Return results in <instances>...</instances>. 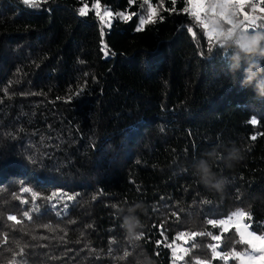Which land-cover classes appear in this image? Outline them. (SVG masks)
<instances>
[{"label": "trees", "instance_id": "1", "mask_svg": "<svg viewBox=\"0 0 264 264\" xmlns=\"http://www.w3.org/2000/svg\"><path fill=\"white\" fill-rule=\"evenodd\" d=\"M93 1L127 17L101 28L78 14ZM187 4L0 0V264H171L174 244L182 264H234L248 245L208 221L239 210L264 232V97L232 82ZM199 158L220 187L194 176ZM137 203L138 246L119 211Z\"/></svg>", "mask_w": 264, "mask_h": 264}, {"label": "clouds", "instance_id": "2", "mask_svg": "<svg viewBox=\"0 0 264 264\" xmlns=\"http://www.w3.org/2000/svg\"><path fill=\"white\" fill-rule=\"evenodd\" d=\"M223 32L218 43L221 47L230 50V54L225 60L228 71L232 74V82H236V74L243 73L240 78V87H251L259 97H264V31H250L242 27H236L231 31L223 26H218ZM237 150L228 151L226 160L231 161L236 158ZM193 174L199 181L207 187H220L222 180L213 171L212 164L208 159L199 158L192 164ZM140 205L134 204L126 209H120L122 214V228L132 242H138L143 237L142 222L137 215ZM133 258L134 264H153L150 254L146 251L134 253L133 251L124 252L122 260L127 261Z\"/></svg>", "mask_w": 264, "mask_h": 264}, {"label": "rangeland", "instance_id": "3", "mask_svg": "<svg viewBox=\"0 0 264 264\" xmlns=\"http://www.w3.org/2000/svg\"><path fill=\"white\" fill-rule=\"evenodd\" d=\"M188 4L186 5V8L188 13L192 15L193 21L195 23H199L202 25L204 29L205 36L209 37V32L213 29L217 28L218 26H223L224 29H229L232 25L227 23L224 17H227L228 19H232L235 21H245V14L249 18L251 17H264V11H261V9H264L263 7L259 6L254 2L253 0H246V2L243 4L242 9L238 10V5L235 2V0H228L226 3V0H187ZM84 8L85 11L90 8L95 14L97 15L98 23L101 28L107 27L111 18L114 15L119 16L120 18H126V13H119L112 11L109 7H105L104 5L100 4L98 1H93V3L90 4H81L78 8V14L80 15V9ZM236 13L233 15V13ZM110 14V15H106ZM197 15H199V19L197 18ZM247 23V21H245ZM204 24L208 25V28L206 29L204 27ZM210 38V37H209ZM211 39L216 40L215 36L211 37ZM217 41V40H216ZM239 212V210H234L228 213L226 216L218 217L214 220H216L218 225L225 230L224 226L219 224V221L224 220L228 223L229 226H233L238 234V238L241 240L240 233L237 231L235 225L237 223L238 218L236 216H233V213ZM239 223L241 226L247 224L243 219H239ZM249 231H252L250 228ZM259 234H264V232H256ZM248 245V244H247ZM172 262L171 264H182L181 263V257L184 252V248L182 244H174L172 247ZM215 252V251H214ZM235 253H239L240 257H243L244 260H247L249 256L255 255L256 253L251 248L250 245H248L247 249L243 250L242 252H234L233 255L235 256V262L234 264H241L240 257L236 256ZM216 252L214 253V255ZM229 257L227 256L225 260H227ZM197 264V263H196ZM221 264H227L225 261Z\"/></svg>", "mask_w": 264, "mask_h": 264}, {"label": "snow or ice", "instance_id": "4", "mask_svg": "<svg viewBox=\"0 0 264 264\" xmlns=\"http://www.w3.org/2000/svg\"><path fill=\"white\" fill-rule=\"evenodd\" d=\"M173 2H175V0H173ZM227 2H228V0H226V3ZM235 2L237 3L238 10H239V9H242L243 4L246 2V0H235ZM22 3L25 6H31L32 8L39 7V0H22ZM185 11H187V9H185ZM261 11H264V9H261ZM152 14L153 13H150L148 22H150ZM235 14L236 13L234 12L233 15H235ZM80 15L81 16L86 15L84 8L80 9ZM106 15H110V14L106 13ZM197 18L199 19V15H197ZM224 19L226 20L227 23L232 25L231 27H229L230 31L236 27H242L245 30L251 29L252 31H255L256 20H257L256 17L249 18L247 16V14H245V21H247V23H245V21H235L234 22L232 19H228L227 17H224ZM144 22L145 21H142V23H144ZM204 27L207 29L208 25L204 24ZM261 27H264V25H261ZM189 31H191V29H189ZM213 34L215 36V39L217 41H219L221 35H223V32L220 30L219 27L210 31L209 32L210 42H211V37L213 36ZM256 122L257 121L255 120V118L251 121V123H253V124H255ZM252 139H255V137H253ZM24 191L27 192L28 189L25 188ZM24 215L28 216V212L25 211ZM248 215L249 214L244 212V211H239V212L233 213V216H236L238 218L235 227H236L237 231L240 233L241 241L250 245L256 254L249 256V258L247 260H244L243 257H240L239 253H235V255L240 257L241 264H264V234L258 235L256 232L248 230L250 225L245 224V225L241 226V224L239 223V219H242L244 217H248ZM7 219L9 221H16L17 223H19V221L17 220V217L14 215L8 216ZM230 219L231 218H229V222H225L224 220L219 221V224L224 226L225 231H227V229H228V223H230ZM208 223L215 226L218 222L216 220H209ZM195 235H197V234L193 233V236H195ZM213 239L219 240L220 237L215 236V237H213ZM209 247H212L213 251H215L214 246L209 245Z\"/></svg>", "mask_w": 264, "mask_h": 264}]
</instances>
